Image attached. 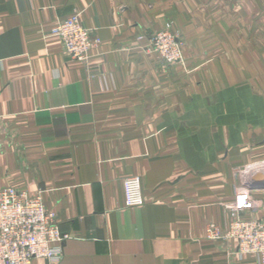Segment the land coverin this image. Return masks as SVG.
Segmentation results:
<instances>
[{
	"label": "crops",
	"instance_id": "1",
	"mask_svg": "<svg viewBox=\"0 0 264 264\" xmlns=\"http://www.w3.org/2000/svg\"><path fill=\"white\" fill-rule=\"evenodd\" d=\"M74 13L99 38L84 61L50 34ZM167 24L182 64L148 49ZM260 160L264 0H0V188L40 194L68 235L30 264H255L206 229L238 189L264 205L237 174Z\"/></svg>",
	"mask_w": 264,
	"mask_h": 264
},
{
	"label": "built area",
	"instance_id": "2",
	"mask_svg": "<svg viewBox=\"0 0 264 264\" xmlns=\"http://www.w3.org/2000/svg\"><path fill=\"white\" fill-rule=\"evenodd\" d=\"M50 34L61 41L64 51L73 59L84 61L99 43L90 30L80 23L79 13L71 14L56 23ZM148 49L166 64H182V43L167 24L153 32ZM125 203L129 207L143 202L140 179L131 175L123 181ZM232 220L224 233L209 224V239L234 238L240 254H252L255 264H264V205L249 190H236L233 201L227 205ZM250 212L249 217H241ZM68 235L61 233L56 213L47 210L40 194L29 195L13 186L0 188V264H30L34 258L57 262L61 256L59 244Z\"/></svg>",
	"mask_w": 264,
	"mask_h": 264
},
{
	"label": "clouds",
	"instance_id": "3",
	"mask_svg": "<svg viewBox=\"0 0 264 264\" xmlns=\"http://www.w3.org/2000/svg\"><path fill=\"white\" fill-rule=\"evenodd\" d=\"M242 182L244 184L248 183L251 179H254L257 175H264V166L251 164L246 166L243 172Z\"/></svg>",
	"mask_w": 264,
	"mask_h": 264
},
{
	"label": "water",
	"instance_id": "4",
	"mask_svg": "<svg viewBox=\"0 0 264 264\" xmlns=\"http://www.w3.org/2000/svg\"><path fill=\"white\" fill-rule=\"evenodd\" d=\"M249 189L263 188L264 187V175H257L254 179H251L248 183L244 184Z\"/></svg>",
	"mask_w": 264,
	"mask_h": 264
},
{
	"label": "rangeland",
	"instance_id": "5",
	"mask_svg": "<svg viewBox=\"0 0 264 264\" xmlns=\"http://www.w3.org/2000/svg\"><path fill=\"white\" fill-rule=\"evenodd\" d=\"M258 165H261V166H264V160H260L259 161V163H258ZM245 170V168L243 167V168H240V169H238V171H237V174H239L240 173V171H244Z\"/></svg>",
	"mask_w": 264,
	"mask_h": 264
}]
</instances>
